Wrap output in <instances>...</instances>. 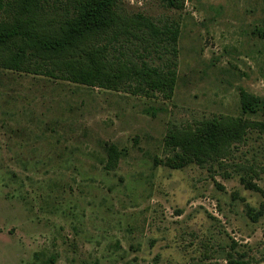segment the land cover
<instances>
[{"label":"rangeland","instance_id":"1","mask_svg":"<svg viewBox=\"0 0 264 264\" xmlns=\"http://www.w3.org/2000/svg\"><path fill=\"white\" fill-rule=\"evenodd\" d=\"M119 3L179 27L174 51L130 46L177 72L172 96L0 68V264H264V129L220 163L173 167L165 141L215 115L264 122L240 102L264 99V0Z\"/></svg>","mask_w":264,"mask_h":264},{"label":"trees","instance_id":"2","mask_svg":"<svg viewBox=\"0 0 264 264\" xmlns=\"http://www.w3.org/2000/svg\"><path fill=\"white\" fill-rule=\"evenodd\" d=\"M178 37L177 25L161 26L143 13H126L119 0H7L0 15V68L114 90L129 85L134 93L170 98L177 72L138 62L130 46L138 41L174 51ZM240 102L244 111L264 113V99L244 88ZM250 127L264 129V122L222 114L171 127L165 141L177 153L169 164L180 167L190 158L220 163ZM107 155V168L115 169L120 157L115 144Z\"/></svg>","mask_w":264,"mask_h":264}]
</instances>
